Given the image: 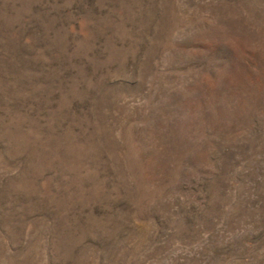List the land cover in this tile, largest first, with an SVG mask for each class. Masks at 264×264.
Instances as JSON below:
<instances>
[{"label": "rangeland", "instance_id": "374dc122", "mask_svg": "<svg viewBox=\"0 0 264 264\" xmlns=\"http://www.w3.org/2000/svg\"><path fill=\"white\" fill-rule=\"evenodd\" d=\"M0 264H264V0H0Z\"/></svg>", "mask_w": 264, "mask_h": 264}]
</instances>
